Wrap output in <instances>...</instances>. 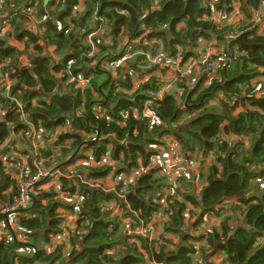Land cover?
Returning <instances> with one entry per match:
<instances>
[{
	"label": "trees",
	"instance_id": "obj_1",
	"mask_svg": "<svg viewBox=\"0 0 264 264\" xmlns=\"http://www.w3.org/2000/svg\"><path fill=\"white\" fill-rule=\"evenodd\" d=\"M36 1L22 6L19 0H4L3 10L7 12L14 9L17 11L15 15H24L32 22L35 15L39 16L40 7ZM65 1L60 0V5ZM208 1L210 0H87L86 18L92 19V14L97 9L98 15L107 22L109 37L114 42H119L120 36H125L130 41L136 40L145 31L149 32L150 39L161 41V48L166 55L165 63L169 66L158 67L157 70L161 72L170 68L178 53L183 62L194 56L199 36L212 43L216 40L219 41L218 44L223 43L224 48H220L219 52L230 53L232 58L234 53L239 54L232 68L221 73V81H210L203 77L195 89L187 92L182 99L187 104L185 110L179 109L174 97L166 96L154 108L160 123L152 127L141 116V112L145 105L146 91L155 88L157 83L149 81L147 86L144 85L140 91L131 95L116 91L110 73L101 66L93 67L92 61L87 58L90 47L82 45V50L77 43L80 30L91 29L85 20L82 23L84 27H78V20L72 17L77 0H69L68 12L55 21L56 24L47 23L46 34L40 39L50 46H58L59 56L64 57L69 49L72 50L71 55L64 57L62 63L49 56H40L29 65L14 67L17 51L7 46L6 38L3 37L4 29L0 30V69H3L0 76L12 80L10 95L5 97L0 92V111L3 114L0 118V199H6L4 194L9 189H13V197L18 193L17 181L12 176V171H9L12 167L7 170V164L3 160V157H7V163H11V153L9 156L5 155L3 146L12 134L21 133L28 138L34 132L42 133L44 139L58 138L46 152L39 151L42 152L43 167L46 161L51 165L64 163L66 158L70 159L76 152L73 161L82 158L80 153L84 145L94 150L99 159L108 144L112 143L114 157L119 158L123 153L127 162L122 172L128 166L131 169L137 167L139 161L146 165L157 153L151 146L163 145L166 138L172 135L174 141L181 144L185 151L196 152L203 149L206 154H216L205 178L201 199L196 203L203 214L214 212L216 206L223 201L236 198L247 209L245 226L232 230L225 222L221 232L212 235L209 248L223 251L228 264H264V248L255 247V240L264 236V191L254 185L256 177L264 174V93L261 91L263 82L259 80L264 78V34L244 33L242 41L226 39V32L227 35L230 33L229 27L218 30L211 22L204 20L205 16L210 15ZM236 1L242 3L243 7L246 6V9L249 5L255 8L260 5V0ZM53 4L55 3L52 2ZM216 7L234 11L233 0H218ZM32 23L35 24V20ZM182 24L185 27L179 28ZM97 25L98 23L94 26ZM69 26L74 31L65 35V29ZM20 27L21 25L13 24L10 30L17 31ZM195 32L196 36L191 42ZM27 36L36 46L38 39L28 31H23L17 38ZM97 43L100 46L97 58L100 61L110 58L112 50L104 44L105 40ZM179 47L181 51H178ZM158 49L159 45H155L144 53L155 55L159 52ZM36 50L39 53L41 49L37 46ZM136 56V60H140V66L147 67L146 63H141L144 56ZM8 60L12 63L8 64ZM69 63H72L74 77L89 80L86 87H76L75 80L63 77ZM130 70L133 74L120 71V78L123 79L120 81L121 85L127 91L134 90L132 78L139 72L135 67ZM103 76L107 80H103ZM184 86L187 87L186 83ZM215 97L216 101H211ZM132 108L138 110L139 116L131 114L125 125H121V114ZM184 116L188 119L184 125H180ZM181 129L187 133L188 138L182 135ZM195 141L199 142V149H196ZM233 141L235 142L231 143ZM57 149L60 150L61 157L53 161L52 151ZM214 161L221 166L222 173ZM110 171L104 168L99 171L89 170L88 173L92 179H98ZM155 175L156 172L138 178L127 196L126 204L142 213L144 218H150L153 211H156L155 205L158 206L153 202L152 193L160 191L162 181ZM61 181L63 189L70 194L78 191L79 195L84 196L83 214L91 221L90 234L82 241L84 252L79 257L75 256L77 252L70 255L74 258L73 264H148L138 249L128 242L124 251H116V255L105 254L115 243L110 241L109 224L102 214L101 206L112 201L113 197L86 187L80 181L74 183L66 178H61ZM251 186L256 195H250ZM163 192L164 190L162 194ZM249 195L250 198H247ZM46 197L47 204H37V216L23 220L22 226L33 234H38V237L43 236L48 243L51 233L58 231L56 212L63 203L55 199L54 194L48 193ZM114 198L120 203L117 196ZM185 205L176 201L171 203L172 214L165 227L166 233H180ZM201 220L202 217L198 222ZM188 239L187 237L185 240ZM72 243L74 244V237ZM166 247L163 246L159 253L152 252L150 259L153 263L192 264L189 256L193 252L192 246H181L173 253H167ZM15 249V244L0 245V264H15ZM70 256L67 257L68 260ZM57 262L64 264L66 258H62L58 252L47 254L43 250L36 255L20 258V264Z\"/></svg>",
	"mask_w": 264,
	"mask_h": 264
},
{
	"label": "built area",
	"instance_id": "obj_2",
	"mask_svg": "<svg viewBox=\"0 0 264 264\" xmlns=\"http://www.w3.org/2000/svg\"><path fill=\"white\" fill-rule=\"evenodd\" d=\"M54 2L55 4L60 3V0H48ZM218 0H210L207 2V5L210 10V15L205 16L204 20L211 22L218 30H222L224 28H230V33L227 35L225 34L226 39L234 40L238 36L243 35L244 33H249L254 31V34L262 35L264 34V0H260V5L258 8H250L248 7L247 13L244 12L239 6L236 0H233V8L234 11L230 12L229 10L218 9L216 7V3ZM3 3L4 0H0V14L2 15L5 10H3ZM87 0H77L75 6H73L72 17L79 20L84 14L87 13ZM10 7L14 8V5ZM32 11V10H31ZM7 13V12H6ZM32 14V13H31ZM35 15V14H33ZM240 17V22L239 18ZM92 18L95 21L94 25L98 23L97 26L90 27L91 29H81L80 34L86 37V43L90 47L88 51L87 58L92 61L93 67L101 66L104 70L110 73L111 77L114 79V84L116 87V91H123L127 95H131L137 91H140L143 86L145 85L144 82H135L133 84V91H127L123 89L121 82L119 80H123L120 78V71H125V73L132 74L129 70V67L126 69L127 65L125 66L126 61H129L131 58L137 57L136 55H143L144 59H141V63H146L147 67H169L166 61V55L162 50L161 41L156 39H150L148 37L149 32L145 31L144 34L133 41H129L127 46L124 50L118 49L120 43H116L113 41L110 35V28L107 22L98 15L97 9L92 14ZM56 24V23H55ZM6 27L12 28V24L9 22H4ZM167 28V26H164ZM73 27L69 26L65 29V35L71 34L73 31ZM144 29V28H143ZM106 40L107 45L110 49L118 50L117 56L110 57L100 61L97 56L99 55L100 46L98 45L97 41ZM218 40L213 42V45L208 47L207 49H203V47L195 46V55L189 57L184 62L181 61V54L178 53L172 61V65L168 70L175 71L176 77H169L168 73H155L154 81L157 83L156 87L153 89H148L146 91V99L144 109L141 112V116L148 120V124L152 127L155 124L160 123V120L155 114L154 108L159 106V103L168 95L174 97L178 102V107L181 110H185L187 104L182 100L183 97L187 94V92L195 89L199 83V80L203 77H206L210 81L218 80L221 81V73L230 70L233 66L235 60H237L239 54L234 53V57L232 58L230 53L226 52H219V45ZM155 45H159L158 53L155 55L146 54L144 51L148 49H153ZM178 51H181V48H178ZM129 59V60H128ZM142 69H145L142 67ZM129 70V71H128ZM72 63H69L66 67L65 74L63 77L69 78L71 80H75L76 87H86L89 84L88 79H84L83 77L76 78L73 76L72 72ZM128 71V72H127ZM158 72V71H157ZM263 82L262 93H264V78L259 79ZM120 83V84H119ZM186 83L187 87L184 86ZM180 85V86H179ZM12 87V80H7L0 76V92L5 97H8L11 92ZM97 111H100L98 109ZM131 114L137 117L139 116V112L137 109L132 108L130 110L124 111L121 116L122 120L120 121L121 125H125L126 121L130 118ZM3 117L2 112L0 111V118ZM31 142L34 144L36 151L34 152L35 163L34 167L24 166L20 171V179L17 185L18 193L15 197V200L0 209V216H9V215H19L22 210H31L35 206V196L38 193V188L41 184H44L45 189L50 192H53L55 195V199L61 201L67 208H69V214L72 218L63 219L61 222V229L64 234H66V244L68 248V254L66 256H70L72 254V235L79 236L82 239V232L78 229L77 225L75 224L76 220H82V208L84 205L85 198L81 194L79 195L78 191L70 194L68 190L63 189L61 178H66L70 181H80L82 185L89 187V188H97L96 186V179H92L89 176V173L81 174L78 171H71L68 174H61L58 171V167L56 166L54 170L46 169L43 167V159H42V152L40 150H44L50 147V145H54L58 138L53 137L52 140L44 139L42 133L35 134L34 132L28 136ZM94 136H91L93 138ZM178 144V143H177ZM179 146V144H178ZM167 147V146H166ZM83 148L88 149L85 158L83 159L88 166L89 170H96L104 168H111L114 167L116 170L118 167V161L113 158L114 146L112 143L108 144L107 148L103 151V155L97 159L94 153L88 145H84ZM164 148V147H161ZM161 148L156 149L158 150L157 153L150 159V161L146 165H138L134 168L132 174L129 176L125 172H116L115 173V183L117 187L120 188L119 196L125 199L126 193L130 191V185L135 178L144 177L147 175H151L152 173L156 172V177L159 179L162 178V174L164 172V176L167 180V190L166 193H163V200L159 203L157 210L155 211L153 217H157L155 221H149L148 224H140L137 226L138 232H136L130 239L129 243H138L139 239L136 237L146 238L148 240V255L145 256V260L149 263H152L150 256L154 250H160L163 246H167V234L161 227V221L165 220L166 222L169 220V217L172 214L171 203L172 202H179L184 203L181 200L183 199L182 194L180 192L181 186V178H179L176 168L181 170V168L188 170L186 165L190 163L188 159L189 155L186 156L177 148L175 151L176 155L173 159L176 162L175 168H168L164 165V159H161ZM60 150L52 151V160L55 161L61 157ZM163 154V153H162ZM165 154H168L166 152ZM215 154V153H212ZM165 155L163 154V157ZM8 158L3 157V160L6 161ZM216 159V158H215ZM214 159V160H215ZM195 164L197 166V171L201 170L202 166L196 159ZM77 161V160H76ZM204 164L203 166L206 169H210L213 165L210 163ZM219 168V172L222 173L221 166L214 161ZM7 169H10L13 166V162L9 163ZM255 183L258 185L259 189L264 191V177L258 176L255 179ZM42 190V189H40ZM39 190V191H40ZM160 201V199H159ZM236 205L243 206L244 204L240 199L234 201ZM233 202V203H234ZM162 204V205H160ZM224 202L217 205V209H227V206ZM34 206V207H33ZM191 209L185 206V210L182 213L183 219L191 220L193 224V229L191 231L190 236L194 238L192 243L193 245V254L199 255L202 253L203 250L209 251V242L214 234L210 230V227L213 226L211 222H207L210 219V214L206 213L205 215H201L200 212L196 211L195 217L201 215L203 221L197 220V222L193 221V216L191 215ZM195 212V210H194ZM193 212V214H194ZM69 216V217H70ZM79 216V218H78ZM134 216H139V213L136 212ZM204 217V218H203ZM136 229V227H135ZM233 230V228H231ZM1 231V229H0ZM72 236V238H71ZM60 237V236H59ZM58 237V238H59ZM4 241V237L0 242ZM57 246L56 243L51 241L47 244V249H54ZM255 247L264 248V236H260L255 240ZM157 248V249H156ZM65 254V253H64Z\"/></svg>",
	"mask_w": 264,
	"mask_h": 264
},
{
	"label": "crops",
	"instance_id": "obj_3",
	"mask_svg": "<svg viewBox=\"0 0 264 264\" xmlns=\"http://www.w3.org/2000/svg\"><path fill=\"white\" fill-rule=\"evenodd\" d=\"M33 1V0H19L22 6H28V4ZM243 2H248L249 0H242ZM18 2V0H17ZM38 6L40 7L39 10V16L35 15L33 18L32 22L35 20V24L32 23L31 21H28L24 15H15L16 10H8L7 13L4 12L2 15L0 14V30L4 29V36L6 38V43L9 48H12L17 51V56L14 61V67L19 66H26L29 65L30 62L34 59H38L40 56H49L52 57L54 60H56L58 63H62L64 61V57H68L71 55V49L68 50L66 56H59V47L58 46H50L47 44L46 41H41L40 39L43 38V36L46 34V27L48 22H54V24L62 18L63 15H65L68 10H69V0H66L62 5L60 3L58 4H53L51 1L48 0H37ZM238 2V1H237ZM240 4V8L247 13L246 6L243 7L242 3L238 2ZM67 5V9L65 11V7ZM250 8H254L255 6H250ZM41 12V14H40ZM240 22V17L238 18ZM84 20L87 22V24L92 27L94 26L93 24L95 21L91 17L86 18V14L83 15L79 20H78V27L83 28ZM56 21V22H55ZM4 22H9L12 25L16 24L21 25L19 30L13 31L10 30L9 27H6L4 25ZM86 24V23H85ZM185 27L184 24L179 25V28ZM7 31V32H6ZM23 31H28L29 34L33 35L35 38L38 39L37 45L29 40V37H24L23 39H18L17 37L21 34H23ZM74 31V29H73ZM72 31V32H73ZM71 32V33H72ZM249 32V33H253ZM79 35L77 36V43L79 44L80 49L83 50L82 45H86V39L84 40V36L78 33ZM2 37V36H1ZM130 40L125 37V36H120V43L119 45V50L122 49L124 50L125 47L127 46V43ZM200 43V44H199ZM107 45V41L105 40V43ZM199 44V45H198ZM213 45L212 41H208L205 38L199 36L197 39V44L198 47H203V49H207L211 45ZM219 48H224L223 43H219ZM39 46L41 50L38 51L36 50V47ZM111 53V51H110ZM118 50L112 49L111 57L117 56ZM137 57L131 58L129 61H126L124 63L125 66L127 65L126 69L129 67H135V69H138L139 72L138 74L135 73V75L132 78V84L135 82H144V84L147 86V83L149 81H154L155 78V73H168L169 77H176L175 71H163L161 72L160 70H157L158 67L152 68V67H144L145 69H142L140 66V60L139 62L136 60ZM8 64L12 63L11 60H8ZM9 65H6L8 67ZM2 70L0 69V75L2 74ZM5 70V69H4ZM128 70V71H129ZM127 71V72H128ZM131 73L133 74V71L130 70ZM158 71V72H157ZM124 74L125 71L123 70ZM202 79V78H201ZM121 81V80H119ZM201 82V80H199ZM120 84V83H119ZM206 84V83H205ZM145 86V87H146ZM124 89V88H123ZM211 101H216V97L211 99ZM216 105V104H215ZM181 132V130H180ZM172 136V135H170ZM21 142L24 144L22 145ZM176 142V141H175ZM235 141L231 142L234 143ZM178 143V142H176ZM230 144V143H229ZM180 146L182 149L180 150ZM38 149L37 147L34 146V144L31 142L30 138H25L21 133L17 134H12L11 137L6 141V143L3 146V151L4 154L9 156L11 153L10 159L13 162V166L9 171H12L11 174L12 176L16 179L17 185L20 179V171L24 166H30L34 167L35 163V157H34V152ZM84 149V148H82ZM178 150L182 152V154L188 156V151H185L184 147L179 144ZM199 150H196V152H192L189 156L192 158H195L199 163H201V170L198 171L199 174H196L194 176H189L188 173L185 169L181 168L177 169V173L179 178H181V186H180V192L182 194L183 199L181 200L184 202L187 206V208L191 209V215L193 216L196 214V211L200 212L201 215L203 212L201 209L196 205L197 202L200 201L201 199V191L203 186L205 185V178L209 172V169H206L205 166H203L206 163H209L210 156L208 157V154L206 153H201ZM82 158L84 159L86 156V153L81 155ZM188 156V157H189ZM44 157L46 158V154H44ZM113 158L118 161V167L115 170L114 167L111 168H106L110 169L111 171L107 173L105 176L100 177L95 180L97 188H91V189H96V191H99L103 193L104 195L113 197L112 201H107L104 205L101 206V211L102 214L105 216L106 222L109 224L108 232L110 234V241H113L115 243V246L112 249H107L105 254L106 255H116V246L119 244L126 243L130 241L131 237L136 233L135 227L139 226L140 224H148L149 221H155L157 220V217H153L154 211L151 214V217H142V213H139V216H134L136 211L132 209L131 206L126 204L127 201V196L130 194V191L125 195V199L119 197L122 196L123 194H120V188L117 187V184L115 183V173L116 172H122L123 169L127 166L124 158V154L122 153L119 158H116L113 156ZM83 159H78L77 161H71L69 163H66L68 158L65 159L64 163H60L58 165V171L61 174H68L71 171H78V173L85 174L89 171L88 166L86 165L85 161ZM8 160V159H7ZM7 160L4 161L7 165ZM16 163V164H15ZM212 163V160H211ZM214 163V162H213ZM145 165L143 161H139L138 165ZM61 165V166H60ZM137 165V166H138ZM81 166V167H80ZM45 168H51L52 165L49 162L44 163ZM8 168V166H7ZM80 168V169H79ZM55 168H51V170H54ZM8 170V169H7ZM134 168L131 169L130 166L126 168V171H124L128 176L132 174ZM205 173V174H204ZM161 183L162 186L160 187V191H157L156 193H152L153 196V202L156 203L158 206L155 205L154 209L157 210L159 207V203L161 200H163L164 196L162 194V191L164 190L163 193H166L167 190V180L164 176V172L162 174ZM258 176H263L258 175ZM257 176V177H258ZM141 178V177H138ZM138 178H135L133 182L131 183V188L134 187L135 182ZM253 184V183H252ZM256 187L258 185L254 183ZM165 186V188H164ZM42 189V190H40ZM40 190V191H39ZM194 190V191H191ZM261 190V189H260ZM38 193L35 196V207L31 210H22L19 215H9V216H0V240L3 239L4 241L0 242V245H16V249L14 251L15 257H14V263L15 264H20V258L21 257H26V256H33L36 255L39 251H45L47 254H54L58 252L62 258H66V264H73L74 258L71 257L74 252H77L75 254L76 257H79L83 252L84 249L82 248L83 245V240L86 239V237L90 234V228H91V221L90 219L83 214L84 211H82L83 219L82 220H76L77 222L75 223L78 227V229L82 232V239L79 238L77 235H72L74 237V244L72 243V254L70 256V259L68 260L66 256L68 254V248L67 244L65 242L66 240V234L63 233L61 229V222L63 219L66 218H72L69 214V210L67 207L62 204L61 206L58 207L57 209V227L58 231L52 232L50 235V242L53 241L54 243L57 244V246L54 249H47L46 246L50 242H46L44 237H38V234H33V232H30L29 230H26L22 226V221L28 218H33L36 217L35 209H37V204H42L46 205L48 200L46 199L48 193L54 194L53 192L48 191L45 189L44 184H41L40 187L38 188ZM250 195H256L254 192L253 186H251L250 189ZM13 189H9L5 192L6 199H0V209L13 202L15 200V197L12 195ZM250 195L247 198H250ZM114 196H117L118 199L120 200V203L114 198ZM246 198V199H247ZM160 199V201H159ZM236 199H231V200H225L223 201L225 205L227 206V209H214V212H208L210 214V219H208V223L211 222L213 226H216L217 229H215L214 233L221 232L223 224L225 222L228 223V226L230 228H233V230L237 228H241L245 226V217H246V207L245 205L243 206H238L235 204L234 201ZM59 201V200H58ZM61 202V201H60ZM234 202V203H233ZM162 205V204H160ZM224 205V206H225ZM217 207V206H216ZM83 209V208H82ZM201 215L196 218L193 216V221L197 222L198 219L201 218ZM205 215V214H203ZM207 215V214H206ZM70 216V217H69ZM79 218V216H78ZM204 218V217H203ZM183 228L180 230L179 234H174V233H168L167 234V253H173L177 251L181 246H186L193 248V241L194 238L189 235L191 234V231L193 229V224L191 220H185L183 219ZM204 220V219H203ZM201 220V221H203ZM200 221V222H201ZM169 220L166 222L165 220L161 221V227L162 229L166 232V225L168 224ZM218 224V226H217ZM43 233V232H42ZM40 236V235H39ZM60 236V237H59ZM71 236V238H72ZM190 239L185 240L187 237ZM38 237V238H37ZM59 237V238H58ZM136 239H139L138 243H129L130 245L134 246L136 249H138V252L144 256L148 255V240L146 238H141V237H136ZM157 249V248H156ZM125 250V247H123V250ZM161 251L163 248L160 249ZM160 250H154L153 252L159 253ZM194 252V251H193ZM189 254L192 260V264H228L227 262V257L223 251H216L215 249L211 250L209 248V251L203 250L201 254L195 255V254ZM65 253V254H64ZM191 253V252H190ZM68 260V261H67ZM115 260H117V257H115ZM146 261V260H145ZM147 262V261H146ZM64 263V264H65ZM148 264H152L147 262ZM38 264V263H37ZM42 264V263H40ZM56 264H60L57 262ZM156 264V263H154ZM167 264V263H165Z\"/></svg>",
	"mask_w": 264,
	"mask_h": 264
},
{
	"label": "rangeland",
	"instance_id": "obj_4",
	"mask_svg": "<svg viewBox=\"0 0 264 264\" xmlns=\"http://www.w3.org/2000/svg\"><path fill=\"white\" fill-rule=\"evenodd\" d=\"M7 32V31H6ZM86 38V37H85ZM87 39V38H86ZM103 80H107V77L106 76H103ZM240 111V110H239ZM188 119V117L187 116H184L183 117V119H181V121H180V125H184L183 123L186 121ZM181 133H182V135L183 136H185L186 138H188V135H187V133L186 132H184V130L183 129H181ZM88 137H90V136H88ZM21 144L23 145L24 143L23 142H21ZM179 144V143H178ZM178 144L174 141V139H173V137L172 136H168L167 138H166V141H165V143L163 144V145H158V144H156V145H152L151 147L153 148V149H155V151H158V150H156V149H160L161 147H164V148H161V154L159 155V156H161V159L163 160L164 159V165L166 166V167H168V168H170V169H172V168H175L176 167V162L173 160L174 158H175V156L176 155H178V154H176L175 153V151H177V148L179 147L178 146ZM167 146V147H166ZM195 147H196V149H199V142L198 141H195ZM182 149V147L180 146V150ZM201 153H204V152H206V150H199ZM88 152V149H82L81 150V153H80V157H82L81 155H83V154H85V153H87ZM166 152H168V154H165ZM165 155L164 157H163V154ZM180 153H182L181 151H180ZM192 152H188V155L189 154H191ZM213 153V152H212ZM212 153H208V157L210 156V161L212 160H214L215 158H216V154H212ZM80 159H83V158H80ZM189 160H190V163L189 164H187L186 165V167H187V169L188 170H186L187 172L189 171V173H188V177L189 176H194V175H196V174H199L198 173V171H197V166H196V164L194 163L195 162V158H192V157H189L188 158ZM69 161L70 160H67L66 161V163H69ZM59 163L60 162H58V163H56V164H52V167L51 168H55L56 166L58 167V165H59ZM211 163V162H210ZM81 167V166H80ZM51 168H49V169H51ZM48 169V170H49ZM80 169V168H79ZM176 170H177V168H176ZM205 174V173H204ZM191 191H194V190H191ZM17 194V193H16ZM194 216H195V214H193ZM217 226H218V224H217ZM137 228L138 227H136V232H138V230H137ZM215 229H217V227L216 226H211L210 227V230L213 232V231H215ZM189 241H190V239H189ZM123 247H125V244L124 243H122V244H119V245H117L116 246V251H118V253L119 252H121L122 250H123Z\"/></svg>",
	"mask_w": 264,
	"mask_h": 264
},
{
	"label": "water",
	"instance_id": "obj_5",
	"mask_svg": "<svg viewBox=\"0 0 264 264\" xmlns=\"http://www.w3.org/2000/svg\"><path fill=\"white\" fill-rule=\"evenodd\" d=\"M66 9H67V5H66V7H65V11H66ZM195 36H196V32L193 34V37H192L191 42L193 41V39H194ZM236 40H237V41H242V36H238V37L236 38ZM76 155H77V152H76V153L70 158V161H69V162L73 161V159L75 158Z\"/></svg>",
	"mask_w": 264,
	"mask_h": 264
},
{
	"label": "clouds",
	"instance_id": "obj_6",
	"mask_svg": "<svg viewBox=\"0 0 264 264\" xmlns=\"http://www.w3.org/2000/svg\"><path fill=\"white\" fill-rule=\"evenodd\" d=\"M240 36H242V35H240ZM236 40V39H235ZM70 160V159H69Z\"/></svg>",
	"mask_w": 264,
	"mask_h": 264
}]
</instances>
